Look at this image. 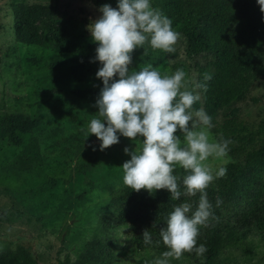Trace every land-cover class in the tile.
<instances>
[{
    "label": "rangeland",
    "instance_id": "1",
    "mask_svg": "<svg viewBox=\"0 0 264 264\" xmlns=\"http://www.w3.org/2000/svg\"><path fill=\"white\" fill-rule=\"evenodd\" d=\"M17 2L50 8L35 24L40 45L17 43L13 13ZM100 6L99 0H0V127L5 114L38 124L31 134L20 136L19 145L0 138V251L23 246L35 264H75L96 236L116 239L115 264H152L161 256L138 240L146 229L152 239L159 237L165 224L144 225L137 219L134 224L118 225L115 221L121 205L114 199L124 186L121 166L131 159L124 148L134 150L144 138L133 141L121 136L119 143L100 151L97 137L86 135L98 112L96 99L75 97L77 91H97L103 86L96 78L100 63L92 62L97 44L86 28L102 15ZM174 47V53L153 50L147 44L145 52L135 49L129 70L139 71L147 64L161 74L183 69L185 87L200 95L194 109L203 108L196 86L205 73L225 78L239 89L247 88L246 101L225 109L218 120L244 122L259 144L263 143V64L225 36L218 37L214 53L196 55L182 33ZM34 139L40 145V162L30 171L12 170L13 161ZM210 139L217 141L212 130ZM244 158V154H226L221 159L210 157L205 163L213 173L219 167L227 173L230 164ZM173 174L182 181L187 173L177 166ZM220 177L214 176L212 181ZM137 193L149 192L141 189ZM108 223L112 227L106 229ZM169 264L193 261L170 258ZM218 264H264V236L252 229L220 253Z\"/></svg>",
    "mask_w": 264,
    "mask_h": 264
},
{
    "label": "clouds",
    "instance_id": "2",
    "mask_svg": "<svg viewBox=\"0 0 264 264\" xmlns=\"http://www.w3.org/2000/svg\"><path fill=\"white\" fill-rule=\"evenodd\" d=\"M257 3L264 13V0ZM98 11L102 15L86 28L97 44L92 62L100 63L96 78L102 80L103 87L95 102L98 112L90 120L86 135L97 137L100 151L119 143L121 136L133 141L139 140L138 136L144 138L134 150L124 148L131 159L121 166L123 183L132 190L153 193L167 189L175 201L182 195L200 194L195 210L188 202L173 205L165 227L159 231L167 250L152 264H169L170 258L179 259L184 252L193 250L201 255L206 247L197 246L199 226L212 216L205 189L214 176L226 173L223 167L213 173L205 162L210 157H225L231 141L210 139L212 118L203 108H193L200 95L185 87L183 69L161 74L147 64L139 71L129 70L135 49L143 48L145 52L147 44L153 50L174 53L180 37L172 20L154 8L152 0H117L116 8L103 4ZM211 79L212 75L205 73L204 80ZM196 87L207 91L206 84ZM177 166L187 173L179 183L173 174ZM221 203L216 201L217 206ZM142 236L146 245L153 242L147 229Z\"/></svg>",
    "mask_w": 264,
    "mask_h": 264
},
{
    "label": "trees",
    "instance_id": "3",
    "mask_svg": "<svg viewBox=\"0 0 264 264\" xmlns=\"http://www.w3.org/2000/svg\"><path fill=\"white\" fill-rule=\"evenodd\" d=\"M99 1L101 5L117 6V0ZM152 6L172 20L173 29L184 35L196 55L214 53L218 37L225 36L263 64L261 74L264 76V13L257 0H152ZM49 12L50 8L46 6L15 3L13 13L17 43L40 45L42 39L35 24ZM199 84L207 85V91L198 89L203 109L212 118L211 130L217 141L222 138L231 141L227 154L245 155L242 162L230 164L226 175L211 181L205 189L212 204V216L199 226L197 246L204 244L206 251L197 255L193 250L180 256L192 260L193 264H218L220 253L240 241L252 229H257L264 236V142L259 144L255 132L244 122L218 120L225 109L246 101L247 88L239 89L217 76L205 81L202 75ZM99 92L77 91L75 97L81 100L97 99ZM37 126L34 120L5 114L1 119L0 138L9 144L19 145L20 136L31 134ZM40 160V145L34 139L18 154L11 169L30 171ZM199 197V193L195 196L182 195L179 201H175L171 200L167 189H162L158 194L141 196L124 185L114 199L115 203L121 205L115 221L118 225L134 224L137 219L144 225L152 222L165 224L173 205L188 202L195 210ZM217 200L222 201L219 206L216 205ZM108 227H112V224L105 225L106 229ZM152 241L146 245L143 238L138 240L144 248L160 254L167 250L160 236ZM116 260V239L96 236L86 244L75 264H115ZM0 264L35 262L28 250L20 246L17 250L0 251Z\"/></svg>",
    "mask_w": 264,
    "mask_h": 264
}]
</instances>
